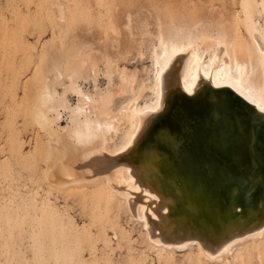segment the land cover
Returning <instances> with one entry per match:
<instances>
[{"label":"rangeland","instance_id":"374dc122","mask_svg":"<svg viewBox=\"0 0 264 264\" xmlns=\"http://www.w3.org/2000/svg\"><path fill=\"white\" fill-rule=\"evenodd\" d=\"M255 2L0 0V264H264V235L237 242L219 261L198 253L196 244L158 252L142 221L102 179L70 186L47 179L44 168L53 155L54 136L33 115L48 86L59 98L51 104L60 113L53 123L62 130L68 114L60 101L76 103L69 86L77 75V84L88 94L111 91L113 111L133 94L149 98V55L159 31L221 30L245 52L250 37L244 5L256 20H264V0ZM51 110L48 114L56 116ZM110 131L120 142L122 134ZM61 135L58 144L64 141Z\"/></svg>","mask_w":264,"mask_h":264},{"label":"water","instance_id":"95a60500","mask_svg":"<svg viewBox=\"0 0 264 264\" xmlns=\"http://www.w3.org/2000/svg\"><path fill=\"white\" fill-rule=\"evenodd\" d=\"M192 54L191 46L169 60L158 109L137 112L139 125L121 152L87 154L70 144L48 179L104 174L135 216L140 202L154 208L173 246L197 239L213 254L264 224V113L200 72L185 92L181 74Z\"/></svg>","mask_w":264,"mask_h":264},{"label":"bare ground","instance_id":"6f19581e","mask_svg":"<svg viewBox=\"0 0 264 264\" xmlns=\"http://www.w3.org/2000/svg\"><path fill=\"white\" fill-rule=\"evenodd\" d=\"M244 6L245 16L243 19H245L244 23L248 33L247 35H249L248 37H250V46L243 53L241 52L235 37L233 35H228L221 30L216 31L213 34H198L190 30L183 33H162V31H159L158 33L157 30L156 32L158 34L155 37L156 41L152 45L149 55L151 57V67L149 71L150 75L152 76L151 83H149L148 85L151 94L149 98L139 99L137 94H133L130 98H128L127 102L124 103V105H121L117 110L113 111L111 110V108H109V105L112 101L111 91L106 89L104 92H99L100 90H97V92H95V95H91L90 93H86L87 91H84L77 84L75 78H79V75L77 74H80L79 71H81L79 70L80 67H78L79 71L75 72V75H77V77L73 75L75 77L74 78L72 76L73 78L70 79L71 85L69 86L72 87L73 92L77 96L76 103L72 105L65 100L60 101L62 102L61 105H63V108H66L68 114V126L65 125L61 130L60 128L55 126V122L53 121L55 120V118H58L60 116V113L56 111V105L54 104V109V105L51 104V102H54L55 100L58 103V95L56 92L50 91L47 88L48 86H46L45 89H43V91L41 92L40 97L35 104L33 115L36 117L35 120H37V122L39 123V127L42 128L46 133L54 136L53 140L51 139L52 137H49L50 141H54L55 144H52L53 146L51 148V151H53L52 158L50 159L47 155V157L50 159L48 160L49 162H46L49 165H46L47 167L44 168L47 176L49 171L48 169L54 163L58 162L63 157L68 155L67 150L68 145L70 144L80 145V148L87 154L96 153L102 150L105 153L121 152L131 141L136 132L135 130L139 125L140 115L137 112L145 109L155 110L159 107L162 98V95L160 94L162 70L165 68L174 54H177V52H180L182 50H190L191 46L193 47V54L191 55L192 57L188 61L185 70L181 74V84L185 92H193L196 81L199 78L200 74H202L209 79L212 86L226 85L228 87H231L241 96H243V98H245L248 102L253 104L256 110L264 113V111H262V109H264V20H262L263 22H259V20H256V18H254L252 15V9H250V6ZM258 17L260 18V16ZM147 31L149 33L148 28ZM83 61L84 60H82V65L84 63ZM54 64L55 66H57L56 63ZM90 69L92 70V68ZM84 73L87 74L86 71ZM53 74H57L56 70ZM85 74L84 76H86ZM80 76H82V72ZM57 77H59V75ZM92 79L93 77L91 78V80ZM129 82L130 81H128V83ZM97 87L95 86L96 89L100 88ZM96 89L94 90L96 91ZM49 110H55L57 113L55 114L54 112V115L56 116H50L47 112ZM112 112L113 114H115V116L112 114ZM112 116H114V118L118 116V118L116 117L117 120ZM117 121L120 122L118 124L116 123L115 125L114 122ZM108 125H110L111 127ZM110 128L114 131H117V133L119 131L122 134L120 142H115L113 138L114 134L116 135V132L110 133ZM62 133H64L63 136H65L63 141L64 143L61 141L62 143L58 144L57 141H59V137ZM60 140L62 139L60 138ZM111 142H114L112 146L110 144ZM50 153L51 152H49V154ZM99 179L103 180L107 188L112 193L119 195L120 198H122L124 202L127 203L124 197L118 194L110 185L109 181L106 178V175L104 174H97L89 179L53 183L58 186H70L71 184L84 182L94 183ZM138 204L137 216L134 215L133 211L132 213L135 217L139 218L142 221L146 229L148 239L152 242L153 246L155 245L159 247L158 252H162L160 248L162 250L169 249L170 252V250L172 249H182L184 247L196 244L199 251L198 253L204 255L205 258L207 257L208 259L219 261L220 258L225 257V255L232 252V249L237 245V242H242L243 240L249 238H255L264 235L263 224L245 234L239 235L235 238L227 239L226 242L222 244L219 249H217L213 254H208V252L205 250L204 244L201 242V240L199 241L197 239H191L182 244V246L175 247L169 239L166 229L163 223L160 221L154 208L146 202H140ZM127 205L129 204L127 203ZM249 241H251V239Z\"/></svg>","mask_w":264,"mask_h":264},{"label":"snow or ice","instance_id":"6c2138e0","mask_svg":"<svg viewBox=\"0 0 264 264\" xmlns=\"http://www.w3.org/2000/svg\"><path fill=\"white\" fill-rule=\"evenodd\" d=\"M262 111H264V109H262Z\"/></svg>","mask_w":264,"mask_h":264}]
</instances>
